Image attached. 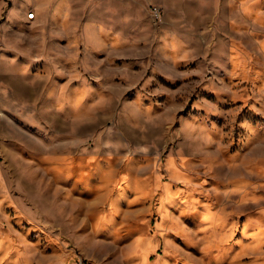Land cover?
<instances>
[{
	"label": "rangeland",
	"instance_id": "obj_1",
	"mask_svg": "<svg viewBox=\"0 0 264 264\" xmlns=\"http://www.w3.org/2000/svg\"><path fill=\"white\" fill-rule=\"evenodd\" d=\"M87 1L0 0V264H264V0Z\"/></svg>",
	"mask_w": 264,
	"mask_h": 264
},
{
	"label": "crops",
	"instance_id": "obj_2",
	"mask_svg": "<svg viewBox=\"0 0 264 264\" xmlns=\"http://www.w3.org/2000/svg\"><path fill=\"white\" fill-rule=\"evenodd\" d=\"M0 62H1V65H0V82H2V84L4 82H6L8 84V85H6V87H8V86L12 87L11 80L21 81V83L30 86V85H32L33 82L37 81L41 76H43L41 74L36 75V74H32L30 72L22 71L21 69L25 68V66L24 65L20 66L18 64H15V62H14V60H12V58H10L8 60L5 58H4V60H3V58H0ZM48 78H49V80H48L49 85L48 86L50 87L52 76L49 74ZM2 86H5V85H2Z\"/></svg>",
	"mask_w": 264,
	"mask_h": 264
},
{
	"label": "bare ground",
	"instance_id": "obj_3",
	"mask_svg": "<svg viewBox=\"0 0 264 264\" xmlns=\"http://www.w3.org/2000/svg\"><path fill=\"white\" fill-rule=\"evenodd\" d=\"M87 1V0H86ZM92 1V0H91ZM110 1V0H109ZM108 1V2H109ZM87 2H89V1H87ZM98 2V1H97ZM225 2V1H224ZM90 3V2H89ZM96 3V2H95ZM88 4V3H87ZM93 4V3H92ZM35 5H36V3H35ZM59 4L57 3V4H55V5H53V9H56L57 8V6H58ZM112 5V4H111ZM113 6V5H112ZM10 7V6H9ZM16 7V6H15ZM18 7V6H17ZM84 7V6H83ZM110 7V6H109ZM115 7V6H114ZM217 7V6H216ZM259 7L260 6H257L256 8H254V9H252V8H250L249 10H248V14L249 15H251V14H255V13H257L258 12V10H259ZM53 9H51L50 10V12H52V10ZM105 9H107V8H105ZM137 10H138V8H136ZM110 10H111V8H110ZM11 11H12V9H11ZM111 11H113V10H111ZM261 11V10H260ZM8 12V11H7ZM28 12L29 11H27L26 12V14H27V17L29 16L28 15ZM66 12V11H65ZM10 13V12H9ZM14 13V12H13ZM17 13V12H16ZM262 13H264V11H262ZM14 15H17V14H14ZM204 15V14H203ZM12 16V15H11ZM32 16H35V13L32 15ZM17 17H19V16H17ZM71 17V16H70ZM199 17H200V15H199ZM16 19V18H15ZM15 19H12V20H15ZM37 19V18H36ZM36 19H35V21H36ZM23 20V19H22ZM40 21V20H39ZM6 22H8V21H6ZM15 22V21H14ZM15 24V23H14ZM32 24V23H31ZM30 26V25H29ZM28 26V27H29ZM9 27V26H8ZM31 27V26H30ZM10 28V27H9ZM19 29V28H18ZM22 30V29H21ZM69 30L70 31H72V32H74V33H72V35H83V34H85V35H88V36H92L96 31L93 29V26L92 25H90V24H86V25H84V27H80L79 26V23L78 24H76V25H74V26H71V27H69V29H68V31L67 32H69ZM172 30V29H171ZM98 33V32H97ZM41 36V35H40ZM1 44V43H0ZM46 49V48H45ZM191 131V130H190ZM87 174H89V173H87ZM87 176V175H86ZM85 177V176H84ZM118 198H122V193H118V196H117Z\"/></svg>",
	"mask_w": 264,
	"mask_h": 264
},
{
	"label": "built area",
	"instance_id": "obj_4",
	"mask_svg": "<svg viewBox=\"0 0 264 264\" xmlns=\"http://www.w3.org/2000/svg\"><path fill=\"white\" fill-rule=\"evenodd\" d=\"M150 10L155 18H160L161 16V7L157 3H151L150 4ZM35 13L34 10H30L28 12L29 17H32V15Z\"/></svg>",
	"mask_w": 264,
	"mask_h": 264
}]
</instances>
